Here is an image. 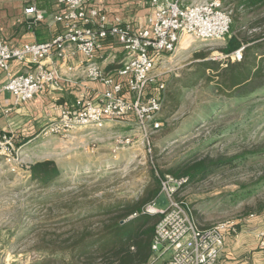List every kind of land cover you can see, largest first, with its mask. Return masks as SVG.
<instances>
[{"label":"rangeland","instance_id":"1","mask_svg":"<svg viewBox=\"0 0 264 264\" xmlns=\"http://www.w3.org/2000/svg\"><path fill=\"white\" fill-rule=\"evenodd\" d=\"M222 1L232 10V24L236 18L247 24L245 34L264 32V6L243 9L237 0ZM230 35L186 38L174 57L160 64L166 84L163 125L152 136L151 150L137 128L124 125L117 127L124 141L117 151L114 135L100 131L40 133L30 142L14 141L10 157H0V264H72L70 257L51 255L47 247L81 226L74 222L78 212L98 202L134 200L156 177L181 171L195 158L234 159L190 178L179 193L200 222L236 221L247 216L248 207L254 211L264 203V67L244 96L236 88L216 89L221 77L203 67L206 61L220 62L222 68L234 62L222 51ZM254 84L261 86L251 90ZM48 159L62 172L45 186L31 180L30 166ZM155 203L166 207L169 200L160 193ZM168 256L154 264H164Z\"/></svg>","mask_w":264,"mask_h":264},{"label":"built area","instance_id":"2","mask_svg":"<svg viewBox=\"0 0 264 264\" xmlns=\"http://www.w3.org/2000/svg\"><path fill=\"white\" fill-rule=\"evenodd\" d=\"M62 11L54 21L62 22L65 30L53 39L11 46L0 34V71L7 80L0 93L14 96V104L31 100L47 84H57L60 79L56 67H46V59L53 51L64 57L66 51H81L86 76L101 83L104 89L97 101L82 93L71 105H62L59 116L45 126L44 135H65L81 131H101L109 124L121 123L135 127L143 135L151 150L152 136L161 129V112L166 84L162 79L160 64L172 59L184 36L195 41L220 40L230 34L233 16L222 0H146L153 8L147 25L134 28L119 18L110 21L106 13L91 0H55ZM36 19H44V11L35 4L26 8ZM119 43L125 51L117 75L106 73L98 60L108 40ZM243 47L226 54L233 61L243 57ZM35 64L26 73H14L12 61ZM0 97V110L6 113ZM114 150L124 142L120 134L113 136ZM128 141V140H127ZM118 143V144H117ZM14 145L12 131L0 134V157H10ZM189 176L176 177L166 173L160 177V193H165L169 203L158 207L155 202L145 211L159 214L152 241V256L147 264L169 253L164 264H217L225 245L227 232H237L234 220L218 221L209 228H201L191 207L179 198V193L189 183ZM264 246V229L259 233Z\"/></svg>","mask_w":264,"mask_h":264},{"label":"crops","instance_id":"3","mask_svg":"<svg viewBox=\"0 0 264 264\" xmlns=\"http://www.w3.org/2000/svg\"><path fill=\"white\" fill-rule=\"evenodd\" d=\"M35 4L44 11V19L38 20L26 12V8ZM91 5L107 14L110 21L119 18L122 23L134 28L148 24L153 8L146 0H91ZM62 8L55 0H0V34L11 46L23 43H37L53 39L65 30L62 22L54 21V15ZM184 44L181 43V47ZM125 51L114 40H108L98 60L108 74L117 75ZM84 55L81 51L71 49L64 57L53 51L46 59V67H56L60 79L57 84H47L31 100L14 104V96L7 92L0 93L4 109L0 110V134L12 131L14 141L30 142L37 138L42 129L55 121L62 105H71L82 93L97 101V96L104 89L97 81L89 79L81 65ZM35 64L12 61L14 73H26L33 70ZM7 80L5 71H0V87ZM121 123L109 124L101 133L116 135ZM196 222L201 228H209L215 222ZM223 221V220H222ZM237 232H227L225 245L217 264H264V246L260 245L258 234L264 229V211L237 219ZM217 223V222H216ZM160 258L155 259L157 261ZM154 261V263H155Z\"/></svg>","mask_w":264,"mask_h":264},{"label":"trees","instance_id":"4","mask_svg":"<svg viewBox=\"0 0 264 264\" xmlns=\"http://www.w3.org/2000/svg\"><path fill=\"white\" fill-rule=\"evenodd\" d=\"M237 5L243 9L261 8L264 6V0H237ZM236 20L222 51L231 54L243 47L242 60L229 62L223 68L220 67V62L206 61L203 67L216 70L217 76L221 77L216 89L222 92L226 88H236L243 90L238 96H244L248 94V87L252 86L263 72L264 32L245 34L243 27L247 24H238ZM254 25L249 24L251 27ZM200 56L204 57L205 54ZM260 86L254 84L251 90H258ZM232 160L234 159L195 158L186 163L181 171H170L176 177L195 178L204 176L210 170ZM61 172L56 162L51 159L38 161L30 166L31 180L45 186L56 182ZM263 180L264 177H261V181ZM248 191L250 193L253 190ZM160 192V178L156 177L146 186L144 193L134 200L98 202L92 209L78 212L74 222H83L80 223L81 226L75 228L62 242L50 244L48 251L51 255L70 257L72 264H147L152 256V241L160 215L148 213L145 208L156 201ZM263 210L264 203L261 202L254 211L248 207L246 215L250 216ZM95 217H98L95 221L91 220ZM47 261L43 260L39 264H45Z\"/></svg>","mask_w":264,"mask_h":264},{"label":"bare ground","instance_id":"5","mask_svg":"<svg viewBox=\"0 0 264 264\" xmlns=\"http://www.w3.org/2000/svg\"><path fill=\"white\" fill-rule=\"evenodd\" d=\"M186 38H188L187 36H184L183 38H182V40H181V43L186 39ZM180 43V44H181Z\"/></svg>","mask_w":264,"mask_h":264}]
</instances>
